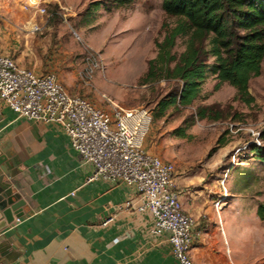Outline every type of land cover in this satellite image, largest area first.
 I'll return each instance as SVG.
<instances>
[{
  "label": "rangeland",
  "instance_id": "rangeland-1",
  "mask_svg": "<svg viewBox=\"0 0 264 264\" xmlns=\"http://www.w3.org/2000/svg\"><path fill=\"white\" fill-rule=\"evenodd\" d=\"M96 2L101 4L94 9ZM26 4L0 0V17L17 26L30 21L29 32L22 29L19 35L30 40L42 71L54 73L68 93L105 110L102 96L122 109H146L151 121L141 148L172 166L180 203L186 192L204 191L200 195L209 209L196 223L200 240L190 248H197L196 264H264V221L255 216L256 205L264 203V166L249 149L251 133H264V57L259 76L248 83L251 104L235 100L226 84L213 90L208 57L197 98L155 118L157 104L179 88L163 79L142 82L155 57L154 42L175 22L164 17L160 0H43L40 15ZM183 49L180 38L171 52L177 56ZM201 107H212L220 119L199 120Z\"/></svg>",
  "mask_w": 264,
  "mask_h": 264
},
{
  "label": "crops",
  "instance_id": "crops-1",
  "mask_svg": "<svg viewBox=\"0 0 264 264\" xmlns=\"http://www.w3.org/2000/svg\"><path fill=\"white\" fill-rule=\"evenodd\" d=\"M1 16L0 53L19 67L45 73L28 46L30 40L19 35L28 31L30 21L17 26ZM0 149L8 156L7 164H15V193L24 203L19 223L0 229V264H174L166 247L146 245L149 219L135 211L131 189L85 183L90 169L79 166L56 126L17 119L0 106ZM202 192L181 197L182 210L193 219L196 231L201 214L209 209ZM127 200L131 205L125 207ZM137 253L139 258L133 260ZM189 255L199 263L196 247Z\"/></svg>",
  "mask_w": 264,
  "mask_h": 264
},
{
  "label": "built area",
  "instance_id": "built-area-1",
  "mask_svg": "<svg viewBox=\"0 0 264 264\" xmlns=\"http://www.w3.org/2000/svg\"><path fill=\"white\" fill-rule=\"evenodd\" d=\"M26 3L24 8L43 13L39 8L43 0ZM101 99L108 110L68 93L54 73L37 74L0 53V106L17 119L56 126L67 137L79 166L90 169L85 183L120 184L131 189L135 211L146 213L149 219L147 246L166 247L174 264H195L189 252L199 231L193 230L194 221L182 210L179 193L173 189L172 166L141 148L151 121L149 112L122 109L103 96ZM251 137L250 144L262 145L258 133H251ZM123 205H131L130 200ZM18 223L19 218H15L8 227ZM139 256L137 253L132 259Z\"/></svg>",
  "mask_w": 264,
  "mask_h": 264
},
{
  "label": "trees",
  "instance_id": "trees-1",
  "mask_svg": "<svg viewBox=\"0 0 264 264\" xmlns=\"http://www.w3.org/2000/svg\"><path fill=\"white\" fill-rule=\"evenodd\" d=\"M122 4L126 0H119ZM118 2V1H115ZM101 3H94V9ZM165 18H174L160 42H154L155 57L147 63L142 82L163 79L179 84L168 100L159 102V111L177 105L189 106L198 96L212 59L211 74L216 81L213 90L226 84L234 90V99L249 105L248 83L260 74L264 57V0H160ZM184 39V49L177 56L171 51L177 39ZM212 107H201L196 116L220 119ZM262 145L250 144L257 160L264 166V133L259 134ZM255 216L264 221V203H258Z\"/></svg>",
  "mask_w": 264,
  "mask_h": 264
},
{
  "label": "water",
  "instance_id": "water-1",
  "mask_svg": "<svg viewBox=\"0 0 264 264\" xmlns=\"http://www.w3.org/2000/svg\"><path fill=\"white\" fill-rule=\"evenodd\" d=\"M7 159L6 152L0 149V229L10 224L14 218L22 216L21 208L24 204L15 193L17 183L13 179L18 175L14 169L15 164L9 166Z\"/></svg>",
  "mask_w": 264,
  "mask_h": 264
}]
</instances>
